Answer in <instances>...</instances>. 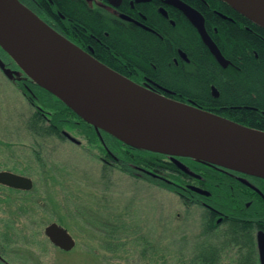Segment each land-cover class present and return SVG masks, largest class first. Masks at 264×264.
Instances as JSON below:
<instances>
[{"label": "flooded vegetation", "instance_id": "flooded-vegetation-1", "mask_svg": "<svg viewBox=\"0 0 264 264\" xmlns=\"http://www.w3.org/2000/svg\"><path fill=\"white\" fill-rule=\"evenodd\" d=\"M47 1L52 8L45 5L42 0H32L33 7L22 2L103 64L141 85L178 100L200 105L198 94L180 85L179 81L183 75L198 73L199 67L196 59L198 57L206 59L207 55L202 53L195 55L192 48L182 47L179 44L175 46L171 55H163L161 52L150 56L143 55V57L116 55L110 51L111 32L124 28L146 35L149 33L160 35L158 27L162 28L166 22L176 30L180 26L178 20L183 16L196 30L198 37L206 47V52L221 68L217 70V73L224 84L217 85L211 81L209 83L213 97H220L222 93L220 88L227 87L226 84L231 80L228 73L242 70L217 42L218 26L208 25L205 13L194 2L183 0L204 16L206 30L228 60L227 66L222 65L216 59L198 28L171 0H82L86 8L98 17L103 26L104 38L99 34L91 33V39H84L74 31L71 18L55 7L54 0ZM200 2L207 7L210 6V0H200ZM147 3L152 6H146ZM213 10L220 16L235 21L230 14L217 8ZM155 14L164 21L159 18L155 19ZM245 27L252 31L249 26L245 25ZM254 55H259L256 49H254ZM1 57L10 70V75L2 70L3 73L29 100L33 113L31 121L27 123V128L33 135L71 141L95 151V155L102 163V179L105 183H109L108 187H111L114 182L111 174L120 170L128 175L145 179L157 187L172 191L176 195L174 233L177 236V243L173 244L172 250L166 249L167 246L159 243L117 244L116 236L123 230L118 225V219L112 216L104 217L99 212L77 214L73 221L61 217L47 224L44 229L45 235L56 250L71 252L77 245L76 235L88 233L98 236L100 242L102 235L108 236L109 241L106 246L111 252H116L117 248L122 245H125L126 251L139 246L143 257L147 258L144 264H262L259 236L260 234L264 236V178L205 162L194 164L189 157H179L184 165L182 168L166 154L158 155V152L149 150H134L118 143L114 135L103 129H97L79 116V118L74 116L73 123H70L69 106L65 102L32 80L9 55L4 54ZM237 58H241L240 54H237ZM229 67L231 69H228ZM227 107H236V104L225 101L218 108L221 113H218L234 119L227 115L225 111ZM4 163H0V171H11L30 177L34 186L33 176L15 170ZM212 173L227 176L231 189L237 193L236 196L214 195L211 189ZM224 182L225 180L217 186H221ZM33 186L31 189H22L0 183V187L9 188L12 191L28 192L33 189ZM13 199L14 197L10 195L0 197V203H12ZM19 208L25 210L21 206ZM64 221L68 222V225ZM53 223L64 227L74 238L75 244L71 249L60 247L47 235L46 228ZM17 233L14 228H7L5 233H0V264H20L21 261V263L25 262V258H29L26 259L30 260L29 263L37 264L36 256L30 253L31 250L15 244L20 240ZM11 251L19 259L18 263L10 258ZM127 263L131 264L132 261L128 259Z\"/></svg>", "mask_w": 264, "mask_h": 264}, {"label": "water", "instance_id": "water-1", "mask_svg": "<svg viewBox=\"0 0 264 264\" xmlns=\"http://www.w3.org/2000/svg\"><path fill=\"white\" fill-rule=\"evenodd\" d=\"M222 1L264 27V0ZM171 2L198 28L216 59L227 66L228 60L206 30L204 16L183 0ZM0 47L32 80L81 118L133 147L166 154L182 168L179 157H190L264 178V129L135 82L91 56L21 0H0ZM88 57L92 66L86 64ZM0 68L10 75L1 56ZM0 183L22 189L33 186L30 177L11 171H0ZM46 233L62 248L75 244L57 223L47 226ZM259 247L264 264L262 234Z\"/></svg>", "mask_w": 264, "mask_h": 264}, {"label": "rangeland", "instance_id": "rangeland-1", "mask_svg": "<svg viewBox=\"0 0 264 264\" xmlns=\"http://www.w3.org/2000/svg\"><path fill=\"white\" fill-rule=\"evenodd\" d=\"M32 113L27 97L0 68V163L34 177L28 192L0 187V197H14L12 203H0V233L17 230L20 240L15 244L31 250L37 264H126L128 259L144 264L147 258L139 246L126 251L122 245L111 252L108 236L102 235L100 242L96 235L78 233L76 247L62 252L45 235V226L61 217L73 221L77 214L99 212L118 219L123 230L116 236L117 244L149 242L173 249L177 199L172 191L120 170L111 174L114 182L108 187L95 151L33 135L27 128ZM9 255L19 260L12 251ZM26 259L24 264H32Z\"/></svg>", "mask_w": 264, "mask_h": 264}, {"label": "trees", "instance_id": "trees-1", "mask_svg": "<svg viewBox=\"0 0 264 264\" xmlns=\"http://www.w3.org/2000/svg\"><path fill=\"white\" fill-rule=\"evenodd\" d=\"M22 1L33 7L32 0ZM42 1L45 5L52 8L49 1ZM54 1L55 7L71 18L74 31L79 33L84 39H91V33L99 34L104 38L102 23L98 17H95L86 8L82 0ZM188 1L194 2L205 13L208 25L214 24L218 26L217 42L236 61V65L242 69L241 71L234 70L232 73H228L231 80L226 84L227 87L220 88L222 90L220 97L216 98L211 95L209 83L211 81L217 85L224 84V81L219 78L217 73V70H221V68L216 65L214 58L206 52V47L198 37L196 30L183 16L178 20L180 26L176 30L166 24V22L162 28L158 27L160 35L150 33L146 35L137 31H128L124 28L111 32L110 51L116 55H124L126 57L128 55H136L137 57L150 56L156 52H161L163 55H171L175 46L179 44L182 47L192 48L195 55L200 53L207 55L209 59H200L199 57L196 59L199 72L181 76L179 84L192 93L198 94L201 101L200 107L221 113L218 108L225 101H228L233 105L236 104V107H227L225 110L227 115L243 124L264 129V27L237 12L222 0H210L209 7L201 3L200 0ZM146 6L151 7L152 4L147 3ZM214 8L230 14L235 21L220 16L214 12ZM154 18L164 21L157 14H155ZM245 25L249 26L252 31L247 30ZM254 49L259 52L258 56L254 55ZM0 51L8 55L1 47ZM237 54H240L241 58H237ZM228 69L231 68L229 67ZM68 110L69 122L73 123L74 116L77 118L80 116L70 107H68ZM115 138L118 143L120 142L134 150L147 151L133 147L117 137ZM189 159L194 164H203L202 161H197L190 157ZM224 180L226 183L224 182L221 186H217ZM211 185L214 195L233 197L237 194L231 189L227 176L212 173Z\"/></svg>", "mask_w": 264, "mask_h": 264}, {"label": "bare ground", "instance_id": "bare-ground-1", "mask_svg": "<svg viewBox=\"0 0 264 264\" xmlns=\"http://www.w3.org/2000/svg\"><path fill=\"white\" fill-rule=\"evenodd\" d=\"M86 64H87L88 66H92V65H93V61L88 57V58L86 59ZM105 127L109 128V129H111V130H113V131H116V132H118V133H122V134L125 133V132H124L122 129H120V128L110 127V126H105ZM125 135H126V134H125Z\"/></svg>", "mask_w": 264, "mask_h": 264}]
</instances>
